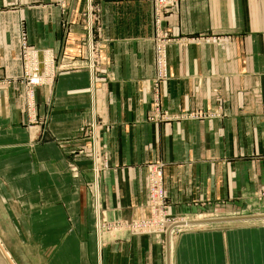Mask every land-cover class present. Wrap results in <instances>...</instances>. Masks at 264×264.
I'll list each match as a JSON object with an SVG mask.
<instances>
[{"label":"crops","instance_id":"1","mask_svg":"<svg viewBox=\"0 0 264 264\" xmlns=\"http://www.w3.org/2000/svg\"><path fill=\"white\" fill-rule=\"evenodd\" d=\"M67 10L64 26L53 0H0V78L15 79L0 89V217L54 250L46 264H264V0H176L165 15L162 107L221 113L202 121L147 120L152 0H68ZM21 23L34 48L58 58L53 84L36 90L40 141L23 108ZM92 121L107 163L98 177ZM152 160L164 162L170 214L193 223L169 246L96 232L97 219L148 215Z\"/></svg>","mask_w":264,"mask_h":264},{"label":"built area","instance_id":"2","mask_svg":"<svg viewBox=\"0 0 264 264\" xmlns=\"http://www.w3.org/2000/svg\"><path fill=\"white\" fill-rule=\"evenodd\" d=\"M57 5H59L62 11V23L67 25L69 23V10L68 9V0H54ZM153 1V21L155 24V34H154V54H155V69L156 74L151 79L149 83V94H150V104L151 109L148 112V120L152 123H161V122H171L176 120H206L210 117L220 116L221 113H211L209 111H203L201 109L191 110L190 112H180L174 113L172 111L166 110L162 107L161 99V86L168 77L167 69V46L173 41L170 37L168 30L166 29L163 20L165 14L170 12L173 9L175 0H152ZM20 27V52L23 61V80L30 85H44L45 82L52 84L54 72L56 68L53 66L54 59L56 58L54 53H51L49 50L34 48L31 43L28 41L27 31L23 23ZM196 40L198 38H192ZM91 56V55H90ZM91 56L90 58H92ZM93 61L91 59V66ZM58 71V68H57ZM56 73V72H55ZM15 79H5L0 78V88H6L10 82H13ZM28 87V86H27ZM32 87V88H33ZM32 93V94H31ZM28 93V95L33 96V92ZM30 108V107H29ZM31 109V108H30ZM29 111V110H28ZM94 125V123H93ZM91 136L94 137V146L92 145L93 152V166L98 171V165L102 166L107 165L100 161V155L96 147V138L94 132V126H91ZM102 160V159H101ZM104 164V165H103ZM101 166V167H102ZM164 162L162 161H151L146 166V190L148 191V198L146 207L149 211L148 216L138 220L131 219L129 221L123 220L120 221L118 226H110L118 231H126L129 235L138 234H147L154 233L157 235H163L172 228L176 223L174 217L170 214L168 205L164 176H163ZM95 172V171H94ZM97 177V175L95 176ZM99 221V219H97ZM97 228L98 233L101 230V223ZM122 231V232H123ZM169 240V239H167ZM163 243V242H162Z\"/></svg>","mask_w":264,"mask_h":264},{"label":"rangeland","instance_id":"3","mask_svg":"<svg viewBox=\"0 0 264 264\" xmlns=\"http://www.w3.org/2000/svg\"><path fill=\"white\" fill-rule=\"evenodd\" d=\"M53 2L57 5V3L54 0H53ZM57 6L59 7V5H57ZM59 10L61 11L60 7H59ZM170 12H172V10ZM170 12H168V13H170ZM167 14H165V15H167ZM20 57H21V52H20ZM21 61H22V57H21ZM57 61H58V58L56 57L54 59V63H53V66L56 68V71H55L56 73L54 72V70L52 71L54 73V77H53L54 79L56 77V74L58 73ZM90 61L91 60L87 61L86 63L85 62L81 63L80 68L91 67V69H92V66L94 65V59H93L92 66L90 64L91 63ZM60 66H62V63L60 64ZM62 68H64V67H61L60 69H62ZM22 73H23V61H22ZM23 76H24V73L22 74V76L20 78L21 79L20 84L22 83L23 88H24V93H23L24 107L23 108L26 111L28 118H29V121H27L26 126H27V128H29L31 130V133L33 135L32 139L34 141H40V139L45 138V133H44V130H42L43 129L42 127L39 128L37 131L35 126L36 125L40 126V124H44L46 121L45 120L46 118L44 117L45 115L42 116L43 120H41V118H37L38 116H37L36 90L38 88L42 87V85H38V86L34 85V87H33V85H30V84H27L26 82H24ZM54 79H53V81H54ZM13 83H14V81L10 82L6 88L3 87L0 89H3V90L8 89V87L11 86ZM52 84H53V82H52ZM52 84L48 85V82H45L43 87H48V86H51ZM31 92H33V96L28 95V93H31ZM193 110H195V109H193ZM147 120H148V117H147ZM171 122H173V121H171ZM89 126H93V121ZM85 130H87V126L85 127ZM90 131H91V129H89V132ZM93 139H94V137L92 136L91 140H89L90 141L89 145L91 147H92V145L94 146ZM89 145H88V147H89ZM72 153H73V151H72ZM92 154H93V152L90 154V156L87 157V160L89 162H91L93 172L95 171L94 176L97 175V177H98L99 174L101 173L102 164L98 165V171L96 172V170L93 166V164H94L93 159L94 158H93ZM74 155L75 154L73 153L72 158L74 157ZM75 156H77V155H75ZM100 161H101V158H100ZM152 161H159V160H152ZM71 164L72 165L71 166L69 165L68 170L74 176H78L79 172L81 170L80 165L78 166V164L74 161V159L73 160L71 159ZM148 213H149V211H148ZM147 216L133 217V218L141 220ZM123 220H126V219L120 217V218H118V220L104 221L103 223L101 222V230L100 231H107V232L114 234V235L117 233H126V231H123V230H122L123 232L122 231L116 232L115 230H113L112 227H110L112 225L118 226L120 224V221H123ZM129 220H131V219H128L126 221H129ZM174 221L176 224L163 235L164 237H162L161 235L154 234V233H149V235H154L155 237L160 239L161 244H166L169 246L171 244L173 238L176 237V235H178L180 232L186 230L188 228V226L193 223L191 221H187V220L182 219V218H179V219L174 218ZM98 222L99 221L96 222V232H97V228L99 226ZM0 230H2L4 233V235L0 234V241L3 245L4 250L8 253V256H10V259L14 264H46L48 262V260L50 261L54 257V250L51 252V254L45 253L44 248H42V250H39L37 245L33 244L32 240L26 239L28 234H26V231L24 230V228L21 225H19V223H17V220L15 218L11 217V219L6 220L5 218L0 217ZM134 235L135 236H149L147 234H138V233H136ZM134 235H130V236H134ZM167 239H169V240H167Z\"/></svg>","mask_w":264,"mask_h":264},{"label":"water","instance_id":"4","mask_svg":"<svg viewBox=\"0 0 264 264\" xmlns=\"http://www.w3.org/2000/svg\"><path fill=\"white\" fill-rule=\"evenodd\" d=\"M0 264H14L8 253L4 250L3 245L0 241Z\"/></svg>","mask_w":264,"mask_h":264}]
</instances>
